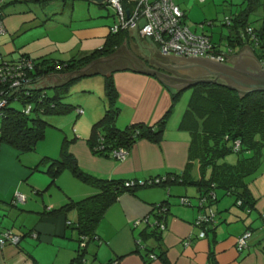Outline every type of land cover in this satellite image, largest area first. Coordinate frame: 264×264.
Instances as JSON below:
<instances>
[{
    "label": "crops",
    "instance_id": "crops-1",
    "mask_svg": "<svg viewBox=\"0 0 264 264\" xmlns=\"http://www.w3.org/2000/svg\"><path fill=\"white\" fill-rule=\"evenodd\" d=\"M63 1L65 3L62 5L58 4L57 7L52 6V8L50 6L52 0L3 1L2 12L7 30L0 36V55L3 58L12 59L22 53H28L33 57L66 59L72 55L91 52L94 49L91 45L100 39L104 43L111 24L97 26L77 23L74 25L73 17L68 22L58 20L61 22L58 24L68 28L72 35L70 40L72 41V38L76 40L79 48L74 50L77 44L72 43V47L67 49V42L61 44L56 38H51L49 24L54 16H51L50 9L55 12H64L68 0ZM244 1L176 0L181 6L185 4L182 7L185 10L186 22L191 28L208 32L217 44L223 38L221 33H225L226 28L216 22L205 26L198 25V22L216 19L220 12L225 16L239 11ZM72 11L73 9H71V15ZM253 14L250 16L253 24L257 28L263 27L264 0H261ZM89 15L92 16L93 13L89 12ZM30 20L34 21L27 25ZM217 36L220 39L218 41L215 40ZM145 38L147 37H130L127 43L114 53L118 56L103 57L104 60L97 61L94 65L97 73L79 79L83 82L88 78L100 76L101 79L97 80L100 83L102 81L103 93L107 95L105 75L109 72L115 74L117 102L120 106L117 122L121 127L136 121L156 123L166 115L172 102L175 101L173 91L179 90L170 84L175 82L170 81L164 84L156 75L139 71L150 64L151 50L154 53L158 52ZM64 49L68 53L73 51L76 53L65 57ZM242 53L256 56L261 68H264V59L258 57L253 45L249 42L237 44L228 52L227 58L233 54ZM221 62L230 61L226 59ZM214 75L204 74V76ZM125 77L130 79L126 80ZM62 78L56 76L54 80L60 82ZM86 83L81 88L83 92L90 87ZM97 96L99 100H88L86 97L77 100L78 106L83 108L81 114H84V118L81 121L78 120L73 133L66 131L64 134L68 138H76L71 142L70 150L82 167L98 175L127 179L165 176L171 171L182 172L189 179L200 177L201 168L199 170L192 168L197 159L192 158L191 150L194 139L198 136L191 128L183 125L184 113L181 112L174 115L177 122L172 121L168 126L166 125L159 142L140 138L132 145L125 159L120 160L93 153L87 138L93 122L102 116L104 108L108 105V100L107 102L104 100L101 90ZM173 114L172 110L170 115ZM63 125L59 127L63 128ZM18 152L7 143L1 146L0 198L9 201L16 191L24 192L27 198L26 201L19 203L22 207H11L7 211L9 216L4 215V210L0 212L4 215V218L0 215V228L6 224L29 232L24 234L18 242H9L0 249V264H67L78 253V232L72 226L78 218V212L76 209H71L66 213L52 214L47 210L70 198L80 199L90 195L96 191V188L81 181L70 169H65L55 180H52L50 174L44 170L33 169V166L42 158L41 156L57 153L24 152L21 153L20 158ZM191 159L194 161L189 163ZM198 166L200 167L199 164ZM248 185L255 197V204L250 210H244L235 204L234 197L226 194L223 189L216 190L219 200L214 207L218 211V224L215 232L211 231L203 237L198 235L200 229L194 223L200 212L199 208L195 204H182L179 200L180 195H189L193 198V202L197 203L198 200L195 197L200 191L197 184L168 181L155 186H138L134 191L123 192L99 221L97 231L101 239L100 241L91 240L88 243L89 255L95 253L96 262L99 263L118 258L119 261L116 264H164L159 258H155L150 263L144 261L141 252L136 250L138 228L133 226V222L148 215L153 203L167 199L169 212L166 215L167 227L163 232L162 243L173 264H208L211 242L216 250L219 264H264V147L261 164L250 178ZM149 218L152 219V216L149 215ZM246 229L253 231L249 244L244 249L238 250L237 237ZM213 235L217 236L215 242L212 240ZM72 264H78V262Z\"/></svg>",
    "mask_w": 264,
    "mask_h": 264
},
{
    "label": "trees",
    "instance_id": "trees-1",
    "mask_svg": "<svg viewBox=\"0 0 264 264\" xmlns=\"http://www.w3.org/2000/svg\"><path fill=\"white\" fill-rule=\"evenodd\" d=\"M3 1L5 0H2L1 12ZM94 1L101 5L113 7V16L116 19V8L110 2L105 0ZM124 2L127 8L132 7V5L135 6L133 1L124 0ZM260 2L261 0H245L239 11L224 16L222 24L226 27V32L221 33V35L227 41L225 45L227 47H222L223 43L218 45L214 42L208 32L195 31L208 35L218 52H229L237 44L249 42L253 45L258 57L264 59V26L257 28L250 20L251 14ZM183 11L186 21L185 10L183 9ZM141 21L144 20L141 19ZM214 22L215 19H205L199 21L198 25H211ZM112 27L111 25L109 34L101 46L82 55H72L66 59L47 56L33 57L28 53H22L17 58L12 59L3 58L0 55V63L6 61L8 64L20 68L23 62L31 61V65H23L25 81L18 86L8 81L9 77L12 78L16 75L8 74L7 76L10 88L8 102L0 108V149L2 144L7 143L20 153L35 151L39 141L46 136L48 125H51L44 118V114L65 112L72 108L76 109L79 114L83 113L80 111L83 109L82 107L63 100L66 96L64 91L69 90L70 86L82 77L97 73L94 68L95 64H93L94 61L113 55L127 43L130 37H141L136 28L121 26L114 30ZM56 76L63 78L59 82L54 80ZM7 81L3 82L2 86ZM6 87L9 85L6 84ZM105 87L108 105L102 116L93 122L90 135L87 138L93 153L122 160L121 157L113 153L114 150L124 147L127 149L128 156L130 148L138 139L148 138L155 142L162 139L167 118L173 110V105L166 115L154 124L136 121L121 127L117 122L120 113V106L117 102L118 91L111 72L105 75ZM48 89H52V91ZM181 91H173L172 95L175 101ZM207 91L209 93L206 96ZM193 92L190 98L192 107L190 106L191 108H187L184 112L182 123L196 132V136H198L195 137L191 148L192 158L198 160L201 168V175L197 179H189L182 172L175 171H171L165 176H159V181L155 180L157 176H150L145 178L144 182L138 178L127 179L125 177L98 175L78 163L75 154L70 150V144L76 138H68L67 136L63 137L60 151L56 155H44L33 166L34 170H44L49 173L52 180H55L65 169H70L81 181L96 188V191L90 195L80 199L70 198L47 210L48 213L52 214L66 213L71 209H76L78 212V218L72 225L78 232V253L67 264L73 262H78V264H116L119 261L118 258H112L105 263L98 261L97 263L95 253L89 255L87 245L91 240L100 241L101 235L97 231V225L106 210L117 200L120 194L126 191H134L138 186H155L168 181L197 184L200 190L199 195L195 197L198 200L197 203H194L193 198L189 195H180L179 200L182 204H195L199 208L200 212L194 223L200 231L205 230L204 236L211 231H216L219 217L214 204L219 200L216 191L218 188L223 189L226 194H231L234 197V203L244 210H250L251 206L255 204V197L252 195L248 184L262 160L264 89L249 91L241 97L236 89L213 82H201L195 84ZM203 97H207V99H202ZM14 102L20 105H16ZM209 111L220 113L216 123L210 125V122L200 124V121H196L199 118L198 115L204 113H206V117L203 118V121L212 119L207 116ZM237 140L240 141L239 149L235 148ZM231 153L236 154L235 160L226 159ZM222 156L225 159L219 161ZM194 159H191L189 163H192ZM43 164H46L44 169L42 168ZM207 165L211 166V173L208 178H205L202 170ZM26 198V194L22 191H16L9 201L0 198V212L4 210V215L9 216L7 211L14 206L19 208V203L26 201ZM168 212L169 202L167 199H163L152 204L148 215L136 219L138 222L136 220L133 222L135 228H140L136 237V250L141 252L146 263L159 258L164 264H173L162 243L163 232L167 227L166 215ZM4 215H1L2 218ZM149 215L152 216V219L149 218ZM206 215L209 217L208 220L204 219L198 225L196 223L197 218ZM2 227L0 228V239L5 238L7 240L12 235H18L20 239L29 232L21 230L19 227V230L15 229L14 226L6 224ZM246 230L252 231V229ZM200 231L198 235H200ZM212 240L217 241V236L213 235ZM9 242L16 243L8 240L5 244ZM208 264H219L212 242L208 253Z\"/></svg>",
    "mask_w": 264,
    "mask_h": 264
},
{
    "label": "built area",
    "instance_id": "built-area-1",
    "mask_svg": "<svg viewBox=\"0 0 264 264\" xmlns=\"http://www.w3.org/2000/svg\"><path fill=\"white\" fill-rule=\"evenodd\" d=\"M110 2L117 11V17L112 29L117 30L121 26H128L130 28L138 29L141 37L152 38L157 43L160 51L173 55L184 56H204L217 61H225L227 59L228 52H218L210 40V37L204 33L196 32L191 26L184 20V11L180 4L175 0H127L133 1L135 6L130 8L126 7L124 0H105ZM2 0H0V7ZM133 4V3H132ZM134 8V9H133ZM143 19L144 21H141ZM6 30V25L2 12L0 9V35ZM231 51V49H230ZM23 65H31V61L23 62ZM22 65V67H23ZM22 67L12 66L6 61L0 63V108H2L8 102V93L10 83L13 85H19L25 81L23 76ZM16 75L12 78L7 76ZM6 84L2 86L3 82ZM82 112L83 109H80ZM240 141L237 140L235 148L239 149ZM113 153L122 159L127 157V149L120 148L114 150ZM159 177H156V181H159ZM144 182V179H141ZM209 217L199 216L196 223L199 225L204 219L208 220ZM137 221V220H136ZM138 222V221H137ZM206 226V225H205ZM205 235V230L200 231V236ZM252 235L251 230H246L237 237L238 249H243L248 246L249 239ZM18 235H12L7 240L5 238L0 239V248L5 245L8 240L17 242Z\"/></svg>",
    "mask_w": 264,
    "mask_h": 264
},
{
    "label": "rangeland",
    "instance_id": "rangeland-1",
    "mask_svg": "<svg viewBox=\"0 0 264 264\" xmlns=\"http://www.w3.org/2000/svg\"><path fill=\"white\" fill-rule=\"evenodd\" d=\"M63 3H65L63 0H52V2L50 3V6L52 8V6L57 7L58 4L62 5ZM68 5H66L64 12H55L53 11V9H50V14L51 16H54L53 19L51 20V24H49V32L51 33V38H56L57 41H59L61 44L67 42L68 44V48L72 47V43L74 45L77 44L76 40H74L72 38V41L70 40L71 38V34L69 33L68 28H65L63 26V24H58L61 23L59 22L60 20L62 21H70L71 17H73V19H75L74 21V25H76L77 23L79 25H87V24H94L97 26H101L102 24H108L109 25H113L115 24V17L113 16L114 13V9L111 6H105V5H101L97 2L94 1H88V0H68ZM72 3H74V5H72ZM184 3H186L184 1ZM185 4H182V6ZM73 6V7H72ZM71 9H73L72 11V15H71ZM90 13H93L92 16L89 15ZM255 13L252 15L254 17ZM68 18V19H67ZM223 19H224V13L220 12L218 13V15L216 16L215 22L218 23L219 25L223 26ZM59 20V21H58ZM34 20H30L29 22H27V25H30V22L32 23ZM110 25V26H111ZM226 28V27H225ZM219 36H217L215 38V40H220L218 39ZM148 38H145V40H147ZM149 40V39H148ZM69 41H71V45H69ZM153 41V40H152ZM154 42V41H153ZM226 40L224 38H222L219 43H223L222 47H227L226 45ZM102 41L101 39L97 41V43H93L94 48L96 46H101L102 45ZM154 44L156 45V43L154 42ZM77 48H79V45H76V48L74 50H76ZM78 52V51H77ZM76 52L73 51V53H68L66 49H64V56L68 57L71 54H75ZM70 54V55H68ZM116 65V64H114ZM115 77V78H114ZM158 77V76H157ZM98 78H100V76L94 77V78H88L87 80L84 81H89V82H81L80 80H77L76 82H74L69 90L64 91V93L66 94V96L64 97V101L67 102H71L73 104H79L78 103V99H80L81 97H86V99H91V100H99V96H97L100 93V90L102 92V95L104 96V100H108L107 95H105L103 93V84L102 81L101 83L98 82ZM126 80L130 79L129 77H125ZM159 78V77H158ZM101 79V78H100ZM113 79L116 82V76L115 74H113ZM160 79V78H159ZM161 80V79H160ZM162 81V80H161ZM132 83H136L139 81H129ZM163 82V81H162ZM84 83H86L87 87L86 90L81 91L82 86L84 85ZM91 83V85H89ZM164 83V82H163ZM115 84V85H116ZM194 86H188L186 88H184L176 101L172 102L173 105V112L174 114L171 116L169 114L168 118H167V122L166 125L168 126L172 121L177 122V118L174 119V115H176L177 113H184L186 111L187 108H191L192 105L190 103V98L193 95V90H194ZM85 88V87H84ZM49 91H52V89H48ZM85 93V94H83ZM209 92H206V96ZM202 99H207V97H203ZM14 104L16 105H20L17 102H14ZM171 105V107H172ZM191 106V107H190ZM107 107V106H106ZM102 113L105 112V109ZM170 107V106H169ZM206 113H204L203 115H198V119L196 121H200L199 123L202 124V122H210V125L214 124L217 122L219 114L217 112H211L209 111L207 113V116L212 119H207L205 121H203V118L206 117L205 115ZM196 115V114H195ZM44 118H46V120H48L50 122L51 125H48L47 129H46V136L39 141L38 146L36 148L35 151L33 152H29V154H33V153H38V154H42L43 152H51L53 154H56L60 151V146H61V142L63 137L65 136V132H71L73 133L74 130L73 128L77 126L78 120L81 121L84 118V114H78L77 110L72 108L71 110L65 111V112H59V113H48V114H44L43 115ZM62 124H64L63 128L59 127ZM201 129V128H200ZM58 133H60V135H58ZM13 147V146H12ZM14 148V147H13ZM17 152L18 150L16 148H14ZM18 156L21 158V153L18 152ZM42 157V156H41ZM225 157L222 156L221 159H219V161L224 160ZM226 159L228 160H235L236 159V154L235 153H231L228 154V156L226 157ZM198 161H194L192 168L193 169H200V167L198 166ZM46 166V164L42 165V168L44 169ZM69 171V170H66ZM202 172L205 174V178H208V176L211 173V166L207 165L204 170H202ZM226 197H228V195H225ZM224 196V197H225ZM233 200V199H232ZM19 207H22V205H20ZM22 218V215H21ZM140 228H138L139 231Z\"/></svg>",
    "mask_w": 264,
    "mask_h": 264
},
{
    "label": "water",
    "instance_id": "water-1",
    "mask_svg": "<svg viewBox=\"0 0 264 264\" xmlns=\"http://www.w3.org/2000/svg\"><path fill=\"white\" fill-rule=\"evenodd\" d=\"M146 36L158 52L155 51L154 53L150 49V64L148 67H144L139 71L156 75L164 83H170V81L173 80L175 83L170 84L174 85L179 90H183L188 86L201 82H213L225 85L231 89H236L241 97L249 91L264 89V68H261L260 62L256 56L252 54H233L230 58H227L230 62H221L211 59L207 57L208 54L206 57L201 55L184 56L167 54L157 48L147 33ZM116 56H118V54H113L111 58ZM100 60L104 59L101 58L98 61ZM96 61H94L93 64H95ZM161 66L166 69H176L190 74L191 76L184 73H171L168 70L165 71L161 69ZM204 74L215 75L204 76Z\"/></svg>",
    "mask_w": 264,
    "mask_h": 264
},
{
    "label": "flooded vegetation",
    "instance_id": "flooded-vegetation-1",
    "mask_svg": "<svg viewBox=\"0 0 264 264\" xmlns=\"http://www.w3.org/2000/svg\"><path fill=\"white\" fill-rule=\"evenodd\" d=\"M161 69H163V70H168L169 72H171V73H176V74H181L182 72L181 71H178V70H176V69H166L165 67H160ZM172 82H174L173 80H172Z\"/></svg>",
    "mask_w": 264,
    "mask_h": 264
}]
</instances>
